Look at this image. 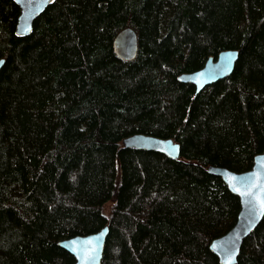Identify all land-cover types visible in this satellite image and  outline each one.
<instances>
[{
  "label": "trees",
  "instance_id": "obj_1",
  "mask_svg": "<svg viewBox=\"0 0 264 264\" xmlns=\"http://www.w3.org/2000/svg\"><path fill=\"white\" fill-rule=\"evenodd\" d=\"M18 12L0 0V264H73L57 241L103 225L100 264H219L239 202L206 168L264 150V0H54L26 36ZM126 26L131 60L112 49ZM223 49L226 77L177 79ZM133 133L179 157L124 148ZM237 264H264V216Z\"/></svg>",
  "mask_w": 264,
  "mask_h": 264
},
{
  "label": "water",
  "instance_id": "obj_2",
  "mask_svg": "<svg viewBox=\"0 0 264 264\" xmlns=\"http://www.w3.org/2000/svg\"><path fill=\"white\" fill-rule=\"evenodd\" d=\"M18 7L14 34L29 35L35 18L54 0H12ZM137 35L132 27L120 29L112 40V49L122 60H131L137 53ZM238 57V50L223 49L216 56H209L203 65L191 72L177 76L181 82L194 85L198 93L206 85L229 75ZM4 59H0V67ZM124 148H135L161 153L169 158L179 157V143L171 137H158L144 133H133L121 140ZM206 171L221 178L229 192L237 196L239 209L235 221L222 235L213 238L209 250L219 264H237L240 246L264 216V150L253 155L246 170L235 171L226 166L208 165ZM107 225L86 234L64 237L57 244L74 258L73 264H100Z\"/></svg>",
  "mask_w": 264,
  "mask_h": 264
},
{
  "label": "rangeland",
  "instance_id": "obj_3",
  "mask_svg": "<svg viewBox=\"0 0 264 264\" xmlns=\"http://www.w3.org/2000/svg\"><path fill=\"white\" fill-rule=\"evenodd\" d=\"M111 201H109V203H110ZM106 214H108V212L106 213Z\"/></svg>",
  "mask_w": 264,
  "mask_h": 264
}]
</instances>
